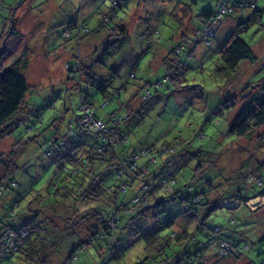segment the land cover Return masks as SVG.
<instances>
[{
	"label": "rangeland",
	"instance_id": "rangeland-1",
	"mask_svg": "<svg viewBox=\"0 0 264 264\" xmlns=\"http://www.w3.org/2000/svg\"><path fill=\"white\" fill-rule=\"evenodd\" d=\"M215 1L119 0L114 19L110 24H103L97 21L96 15L98 12L112 15L111 4L106 7L107 0H80L78 6L71 0H64V3L58 0H0V36L4 19L11 15L18 31L15 36L0 37V49L3 48L0 72L21 58L22 62L27 61V66L22 69L19 64V69L29 86L22 112L12 118L21 119L22 123L9 134L6 129L3 135L0 134V152L3 154L0 177L13 167L11 176L17 182L14 191L5 190L0 196V216L5 214L2 204L6 200L11 203L19 201L18 213L26 205L36 207L42 201L54 202L55 188L52 185L57 182L60 187L66 182V174L55 163V157H47L41 147L44 139L54 134L55 128L63 131L66 123L79 115L78 92L74 89L78 82L69 76L66 64L73 65L79 60L84 76L94 79L96 85H91L81 77L80 88L87 93L96 117L105 121L107 114L117 107V101L101 107L103 95L97 87L101 85L111 93L120 84L127 85L128 74L136 67L145 78L159 79L164 73L161 58L180 41L172 9L177 5L189 7L193 16L191 25L195 28L197 16L211 11ZM256 5L261 15L245 29L237 30L238 20L247 19L251 10L243 9L223 16L208 45L201 42L194 45L191 43L193 34L189 33L185 41L193 47V56L188 61L180 88L164 84L157 92L152 90L151 96L142 103L141 111L138 99L132 97L131 108L140 112L134 114L130 125L127 121L120 124L128 143L117 149L124 153L178 141L176 153L158 158L157 165L150 166V172H158L157 167L164 163L160 174L175 179V189L180 196L200 194L199 202L189 208L180 198H169L168 193L162 195L165 188L151 178L132 180L127 191L120 196V201L125 199L128 207L140 205L128 203L134 195L165 201V211L156 218L157 222L148 217L144 226V230H156L164 237L163 249L158 250L155 246L147 252L143 233L129 239L120 230V234L113 238V242L121 238L120 245L114 249L122 251L118 259L109 256L111 237L103 236L88 244L87 250L79 252L77 258L68 264H96L97 258L104 264H163L164 259L177 264L184 258V253L202 248L206 228L219 224L226 227L221 238L237 245L239 250L247 248L248 252L240 250L242 258L237 261L234 260L236 257L230 256L212 258L207 264H248V261L261 264L264 260V200L259 197L247 199L250 210L245 206L235 208L236 200H232L231 209L218 206L209 211L212 202L219 198L252 197L264 189V186L260 188L255 183H248L254 177H260L264 185V125L242 137L228 132L241 97L254 90L256 85L249 89L245 87L264 77V0H257ZM70 21L84 25L89 31L82 32L78 40L76 36L64 39L61 32L65 23ZM188 22L186 16L180 31H192ZM121 25L125 27L126 35L120 34L117 28ZM234 34L251 47L255 60H243L232 71L223 64L219 50ZM231 98L236 99L235 106L226 104ZM119 99L125 101L129 96ZM53 100V106H49ZM36 113L42 120L30 129L28 119L34 120ZM84 138L78 136V139ZM142 161H139V169ZM67 164L64 162L63 165L68 168ZM106 169L101 172L107 173ZM106 179L103 187L113 186L114 173L111 172ZM97 181L98 178L94 180ZM189 186L192 191L187 193ZM93 204L96 211L98 209L102 214L107 211L104 201L89 204L79 200H75L72 207H63L59 203L58 208H43V211L49 215L46 218L49 217L51 225L62 233L82 217L80 207ZM118 215L117 226H121L126 216L122 212ZM168 219L173 221L171 228L165 225ZM130 225L135 226L133 222ZM78 227L83 228L80 223L76 230ZM181 231L188 232L190 238L179 244L171 235ZM80 238L73 236L71 245ZM8 257L0 258V264H10ZM50 259L49 264H60L61 254L54 252Z\"/></svg>",
	"mask_w": 264,
	"mask_h": 264
},
{
	"label": "trees",
	"instance_id": "trees-1",
	"mask_svg": "<svg viewBox=\"0 0 264 264\" xmlns=\"http://www.w3.org/2000/svg\"><path fill=\"white\" fill-rule=\"evenodd\" d=\"M220 1L221 0L215 1L214 8L211 11L197 16V25L195 28L191 25L193 16L189 7L184 5L180 7L177 5L172 9L171 15L177 22L178 27L176 32L178 33L180 41L169 48L167 55L162 59L161 64L164 67V73L159 79L149 80L145 78L142 73L138 72L139 70L136 67L128 74L127 85L126 83L120 84L114 88L111 93L101 85L97 87L103 95L101 107L117 101L115 103L117 107L107 114V119L105 121L96 117L95 109L92 104L88 102L87 93H84L80 88L81 77H84L87 80L85 81L91 85H96L94 79L87 75L84 76L82 64L79 60H76L73 65L66 64L67 69L70 71L68 72L69 76H73L78 82L77 86H74V89L78 92L79 115H76L72 121L66 123L63 131L55 128L54 134L50 136V138L44 139L41 145L47 157H55V163L58 164L61 170L66 174L64 178L66 182L60 185V187H58L57 182L55 185H52V187L55 188L53 197L55 201L52 203H43L42 201L38 203L36 207L33 205H26V207L21 208V213H18L16 210V208L20 207L19 201L11 203L9 200H6L5 203L2 204V209L5 214L0 216V258L9 256L8 260L10 264H49L51 261L50 257L54 252H57L61 254V259H59L61 261L60 264H68L77 258L79 252L86 251L88 244L95 242L103 236H109L112 241L110 244L109 256L113 259H118L122 251L121 249L120 251H114V249L120 245L121 238H117L115 242H113V238L120 234V230L129 239H133L136 235L143 233L146 239L147 252L155 246L158 250L163 249V244L165 242L163 239L164 237L157 234L156 230H148L147 228L144 230V226L148 217L157 222L156 218L158 219V216L165 211L164 199L153 201L154 199L150 200L146 197L140 198L138 195H134L128 203L140 205L130 208L125 199L124 201H120V196L127 191L132 180L137 178L145 179V177L156 181L160 186L165 188L166 192L169 185H173V190L168 192L169 198H180L189 208L199 202L200 194H185V196H180L179 191L175 189V179L171 176L168 177L160 174L164 163L157 167L158 172H154L155 170L150 172V166L157 165L158 158L162 159V156H170L176 153L179 144L178 141L163 143L158 147L151 145L124 153L123 150L119 151L117 149L118 147H124L128 143L127 135L120 129V124L127 121L130 125L131 120L134 118V114L141 111L142 103L151 96L153 91L157 92L162 89L164 84L165 86L173 85L176 89L180 88L183 81L182 76L188 66V61L192 59L193 56V47L185 41L189 33L192 32L193 34L191 43L197 45V43L201 42L200 36L204 28L209 27V23H211L212 20H216V24L209 27L213 30V36L209 39L210 44L211 39L214 37V28L223 16L243 9L251 10V14L247 19L238 20L237 30H239L245 29L251 21H256L261 15V11L256 5L257 0H222L228 4L230 9L217 17L215 13L217 8L216 5ZM110 4L113 10V12H111L112 15L98 12L96 15L98 22L110 24L114 19V11L119 7L120 2L119 0H111ZM186 16L189 18L188 24L192 28L190 32L180 31L182 21ZM12 17V15L11 17L8 16L3 21L4 28L1 34L3 39L9 38L12 35L15 36L18 33L14 27V18ZM5 28L9 30H5ZM117 28L120 34L126 35L125 27L121 25ZM88 31V28L84 25H79L76 21H70L65 23L61 36L64 39L76 36L78 40L82 32L86 33ZM156 32L157 31H155V33ZM176 50L178 51L175 52ZM2 53L3 48L0 49V59L3 56ZM219 57L225 67L232 71L235 70L243 60H255L251 47L237 34H234L225 42L219 50ZM19 64H22L21 67L23 69L27 66V61L22 62L21 58H18L8 69L0 72V134H2L5 129L9 134L14 127L22 123L21 119H12L15 114L22 112L29 90L22 70L19 69ZM252 85H256L254 90L241 97V102L239 106H237V110L233 114L228 127V132L238 137L245 136L254 129L264 125V77L254 84H248L245 88L249 89ZM127 95L129 96L128 100L122 101L119 99ZM132 97L138 99L140 111H133L131 108L130 104ZM55 100H53L49 106H53ZM226 104L235 106L237 104L236 99H228ZM83 105L89 107L95 119L106 124L108 128L107 136L116 139V142L104 143L101 134L90 131L89 127H82L79 124L82 116L80 107ZM34 120L28 119V126H30V129L42 120L41 115L36 113ZM53 124H55V122ZM51 127L53 128L54 126L51 125ZM79 135H83L85 138L78 139ZM202 136L203 134H201V137ZM173 147L175 151L170 152ZM142 152H144V154ZM136 155L138 156L134 161L133 158ZM81 156L83 159H81ZM2 158L3 154L0 152V161ZM140 160L143 161L139 169ZM64 162L68 163V168L63 165ZM131 163L134 164L133 167H131ZM106 167L107 173L101 172ZM97 169H99V172L96 173ZM12 170L13 167L8 173L4 174L5 176L0 177V196L5 190L14 191L17 187V182L11 176ZM111 172L114 173L113 186L105 188L103 187V183L106 182V178ZM97 178L98 181L94 182ZM253 179L254 181L255 179H259L261 185H258L257 182H255V184L260 188L263 187V181L260 177H254ZM145 187L146 185L142 188L144 189ZM107 189H109V193ZM191 191L192 187H187L186 192L190 193ZM256 197L263 198L264 191L250 198ZM75 200L89 204L91 202L104 201L107 204V211L105 214H102L100 210L97 209L96 211L95 207H90L92 209H89V212L86 214L80 212L82 217L76 222L71 223L72 225H69L65 231L60 233L59 230L51 225L48 220L49 217L46 218L49 215L44 212L45 210L43 208L47 209L50 207L51 210H53L59 203L63 204V207H72L71 204H73ZM232 200H236L235 202L237 205L235 208L242 205L249 209L246 203L247 199L239 201L235 197H230L212 202L213 207L209 211H212L218 206L225 207L223 203ZM118 212H122L126 216L121 226H117V223L120 221ZM131 222H133L135 226L130 225ZM79 223L82 224L83 228L79 229L78 227L76 230ZM228 223L231 224L232 222L228 221ZM165 225L171 228L173 226V221L168 219ZM225 229L226 227L220 224L212 228H206V238L202 248L195 250L193 253H184V258L179 259L177 264H207L212 258L225 259L230 256L236 257L234 258L235 261L240 260L242 258V253L237 245L221 238V233ZM76 235L81 236V238L75 242L74 245H71L73 241L70 242V240ZM171 236L174 242L179 244L184 243L190 238V234L186 231H181L179 233L174 232ZM222 243L229 246L226 254H222L221 251L218 250ZM62 246L65 247L62 249ZM213 247H215L217 251L209 255ZM99 264H104V262ZM163 264L173 263L164 259ZM248 264H250L249 261ZM261 264H264L263 259Z\"/></svg>",
	"mask_w": 264,
	"mask_h": 264
},
{
	"label": "built area",
	"instance_id": "built-area-1",
	"mask_svg": "<svg viewBox=\"0 0 264 264\" xmlns=\"http://www.w3.org/2000/svg\"><path fill=\"white\" fill-rule=\"evenodd\" d=\"M216 14H217V17H219L220 14H223L225 13L227 10H229V6L228 4L225 2V1H220L217 5H216ZM213 24H216V20H212L211 23H209V27H211ZM209 27H206L204 28V30L202 31L201 33V36H200V39H201V42L202 44H205V45H208L209 44V39L213 36V30H211ZM184 48V47H182ZM181 48V49H182ZM178 50H176L175 52H177ZM80 110L82 111V116H81V120L79 121V124L82 126V127H89V129L95 127V126H99L95 133H98V134H101V137H102V141L107 142V143H114L116 142V139H113V138H109L107 136V133H108V128L106 127V124L103 123L102 121L98 120V119H95L93 117V113L92 111L89 109L88 106H81L80 107ZM100 150V149H99ZM144 154V152H142ZM138 155H136L133 160L135 161V159L137 158ZM133 167V163H131ZM255 182L258 183V185H261V181L259 179H255ZM236 203V202H234ZM233 201H225L223 203V206L225 207H231L233 206ZM248 203V202H246ZM237 205V203L235 204V206ZM229 249V246L225 243H222L220 244V247L218 248L219 251H221L222 254H226L227 250Z\"/></svg>",
	"mask_w": 264,
	"mask_h": 264
},
{
	"label": "clouds",
	"instance_id": "clouds-1",
	"mask_svg": "<svg viewBox=\"0 0 264 264\" xmlns=\"http://www.w3.org/2000/svg\"><path fill=\"white\" fill-rule=\"evenodd\" d=\"M58 2H59V3H64V0H58ZM71 2H72L73 4H75V5L78 6L79 3H80V0H71ZM110 3H111V0H107L106 7H107L108 5H110ZM98 127H99V126L97 125V126L91 128V129H89V130L95 132L96 129H97ZM174 151H175V148L173 147V148L170 150V152H174ZM165 158H166V157H165ZM81 159H83L82 156H81ZM248 183H249V184H252V183H255V181H254V180H249ZM262 186H264V185H262ZM173 188H174L173 185H169V187H168V189H167V192H162L161 194H162V195H165V194H167L168 192H171V191L173 190ZM94 206H95L94 204H93V205L82 206V207H80L79 210H80L81 213H83V212L87 211L90 207H94ZM240 250H241V251H244L246 254H247V252H248V249H247V248H243V249H240ZM215 251H217V249H216L215 247H213V248L210 250L209 255H211V254H212L213 252H215ZM93 255H95V253H93ZM96 264H99V259H98V258H97Z\"/></svg>",
	"mask_w": 264,
	"mask_h": 264
},
{
	"label": "crops",
	"instance_id": "crops-1",
	"mask_svg": "<svg viewBox=\"0 0 264 264\" xmlns=\"http://www.w3.org/2000/svg\"><path fill=\"white\" fill-rule=\"evenodd\" d=\"M188 35H189V34H188ZM163 58H164V57H163ZM163 58H161V60H160L161 63H162V59H163ZM263 191H264V189L262 190V192H263ZM234 197H235V196H234ZM252 197H253V196H252ZM235 198H236V197H235ZM249 198H250V197H246V198L241 197V198H239V199H240L241 201H243V200H245V199H249ZM259 198H260V200H264V198H261V197H259ZM223 199H227V198H219L218 201L223 200ZM236 199H238V198H236ZM239 199H238V200H239ZM240 200H239V201H240ZM241 206H242V205H241ZM241 206H239V207H241ZM239 207H238V208H239ZM227 208H228V209H231L230 207H227ZM238 208H237V209H238ZM247 209H248V208H247ZM259 209H261V208H259ZM259 209H258V210H259ZM248 210H250V209H248ZM258 210H257V211H258Z\"/></svg>",
	"mask_w": 264,
	"mask_h": 264
}]
</instances>
